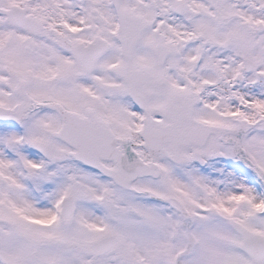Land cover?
Returning a JSON list of instances; mask_svg holds the SVG:
<instances>
[{
  "label": "snow or ice",
  "instance_id": "obj_1",
  "mask_svg": "<svg viewBox=\"0 0 264 264\" xmlns=\"http://www.w3.org/2000/svg\"><path fill=\"white\" fill-rule=\"evenodd\" d=\"M0 264H264V0H0Z\"/></svg>",
  "mask_w": 264,
  "mask_h": 264
}]
</instances>
